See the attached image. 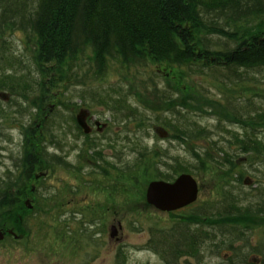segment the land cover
Wrapping results in <instances>:
<instances>
[{"label":"rangeland","instance_id":"1","mask_svg":"<svg viewBox=\"0 0 264 264\" xmlns=\"http://www.w3.org/2000/svg\"><path fill=\"white\" fill-rule=\"evenodd\" d=\"M242 32L244 35L258 33L264 39V21L258 26H247ZM22 39L20 33L8 35L3 48L4 39L0 38V75L5 72L14 77L21 75L25 79L38 75L36 79L41 82V86L38 92L28 97H19L17 94L12 97L7 91H0L2 102L15 98L21 105L28 102L35 106L24 116L11 114L14 123L1 126L0 178L7 173L8 168L18 164L21 156L25 157L32 151L35 152V160L39 158L38 154L42 155L40 161L37 159L39 166L36 174L46 173L47 168L53 166L48 169L47 178L28 181V189L21 196L17 186L21 183L22 170L13 169L12 175L16 174L13 192L21 199V211L18 215V209L12 210L13 215L9 216L8 210H0V231L11 230L18 238L6 234L0 241V264H116L117 261L121 264H165L161 257L146 248L151 229L170 228L173 222L187 218L195 210L190 205L174 213L158 210L147 203L148 184L172 174L173 168L181 163L196 173L194 176L200 186L196 203L216 201L218 184L221 182L238 188L240 183L236 179L240 172L231 176L227 174V169L217 170L213 166L198 169L201 164L195 155L197 153L204 157L210 151L214 158H224L225 153L235 151V128L226 120L230 117L223 109L224 103L231 102L225 99L228 95L206 77L181 76L184 73L154 62H149L145 68L130 70L122 69L120 63L115 62L112 70L101 81L94 78L91 64L86 59L77 63L74 72L67 67L63 73L58 71L57 75L47 73L48 69L42 74L37 70L32 51L23 45ZM10 52L18 59L5 60ZM11 64L15 71L11 72ZM200 83L205 89L202 96L206 98L199 92ZM235 86L225 92L260 104L259 100L254 99V93L264 94V85ZM106 93L130 95L129 102L137 108L134 117L117 114L111 109L112 105L97 103L99 101H94L91 96ZM184 95L188 103L187 99L183 101ZM170 97L175 100H170ZM106 100L111 101L108 98ZM201 103L206 104L210 113L199 110L189 114L193 120L209 128V138L202 141L197 139L195 143L180 141L174 137V131H166L162 127L165 115L170 116L176 124L178 122L176 115L168 110L185 108L191 104L200 107ZM82 109H88L98 120L108 124L106 135L94 136L91 140L81 137L76 129L75 117ZM48 118L52 121L47 128L49 131L40 137L42 121ZM220 119L227 121L230 127L219 126ZM237 129L238 133L243 131L240 126ZM34 130L37 131L33 133ZM260 131V135L264 134V129ZM102 164L115 165L117 170H122L124 165L132 168L135 175H131V184L128 179L117 180L115 175L106 178V182H113L111 184L116 187L115 190L101 185L100 181L104 180L102 174L98 175L92 170ZM235 164L243 166L241 184L245 185L246 179L256 177V181L249 180V186L255 193V206L259 205L264 193L260 188V182L264 181V165L256 158L247 156L235 160ZM32 187L36 189L37 200L34 215L29 218L25 201L26 198L33 199L31 203L34 206V198L30 193ZM108 190H113L116 195L110 193L114 196L110 197ZM74 206L82 211L79 218L75 219ZM15 213L19 219L14 216ZM95 213L102 214L94 226L96 233L93 242L96 245L88 250L80 249L79 244L85 240L77 223L82 219L86 222L94 220V216L89 215ZM229 221L247 227V219ZM251 223L252 229L258 230L264 227V218ZM112 227L118 232L114 238H111ZM257 241L255 238L254 243ZM185 259L183 257L181 261ZM215 260L209 264H216ZM193 261L195 259L191 258L190 263Z\"/></svg>","mask_w":264,"mask_h":264},{"label":"trees","instance_id":"2","mask_svg":"<svg viewBox=\"0 0 264 264\" xmlns=\"http://www.w3.org/2000/svg\"><path fill=\"white\" fill-rule=\"evenodd\" d=\"M263 21L264 0H0L3 48L8 35L22 34V43L32 51L37 70L42 74L48 69L47 73L57 75L67 67L74 72L77 63L86 59L91 64L94 78L101 81L115 62L127 70L145 68L149 62H154L184 73L181 76L206 77L228 95L224 98L231 102L222 105L230 117L226 120L235 128V151L225 153L224 158H214L210 151L204 157L195 155L201 164L198 169L213 166L217 170L227 169L231 176L240 172L236 179L240 185L235 188L221 182L216 201L194 203L190 207L194 206L195 211L187 218L173 222L170 228L151 229L146 248L161 257L165 264H191V258L195 259L192 264H209L213 259L219 260L214 261L216 264H264V227L254 230L251 223L264 218V193L260 204L255 206L252 187L245 182V185L241 184L243 166L235 164V160L247 156L264 165V134L260 135V129H264V94L254 93V99L260 102L257 105L252 99L230 96L225 92L236 88L235 85H264V39L258 33L244 35L242 32L247 26H258ZM248 37L251 39H246ZM8 58L18 59L12 52L3 59ZM12 71H15L13 64ZM36 77L38 75L25 79L4 72L0 75V91L5 90L12 97L14 94L28 97L39 91L41 82ZM199 87L202 96L205 89L201 83ZM91 96L94 101H99L97 103L112 105L111 109L123 116L134 117L137 110L129 102L130 95L106 93ZM172 97L169 99L174 101ZM183 97V101L187 99L186 95ZM30 109L35 106L28 102L21 105L15 98L0 101V135L1 126L14 123L11 114L24 116ZM199 110L210 113L203 103L200 107L194 104L185 108L174 107L168 112L176 115L177 124L165 115L162 127L174 131V137L180 141L195 143L197 139L209 138V128L193 120L189 114ZM49 118L42 121L40 137L49 131L47 128L52 122ZM227 121L218 120L219 126L230 127ZM238 126L243 129L241 133L237 131ZM43 148L46 156L45 145ZM140 155L142 157L143 153ZM35 156L34 151L21 156L18 164L8 168L0 178V210H8L9 216L15 209L19 215L22 203L13 192L16 174L12 175V171L22 170L21 183L17 186L21 196L28 189V181L35 179L33 173L39 166L37 159L40 161L42 155L38 154L36 160ZM131 169L127 165L122 169L130 182L131 175H135ZM173 169V173L162 180L173 182L180 174H196L181 163ZM119 170L116 169V174ZM249 180L256 181V177ZM260 183L264 191V181ZM231 219H247V227L230 222ZM95 222L97 220L86 222L82 219L77 223L85 240L79 244L80 249L88 250L96 245L93 242ZM255 238L258 239L256 243ZM183 257L187 259L181 261ZM116 264L121 263L117 261Z\"/></svg>","mask_w":264,"mask_h":264},{"label":"water","instance_id":"3","mask_svg":"<svg viewBox=\"0 0 264 264\" xmlns=\"http://www.w3.org/2000/svg\"><path fill=\"white\" fill-rule=\"evenodd\" d=\"M86 111H80L77 121L85 132L90 129L86 123ZM147 203L153 205L158 210L164 212H173L195 203L198 199L199 186L192 175L181 174L174 182L152 181L148 186L146 193ZM111 238L117 236L118 232L115 227L111 229ZM6 234L17 236L11 230L0 231V241L5 238Z\"/></svg>","mask_w":264,"mask_h":264},{"label":"flooded vegetation","instance_id":"4","mask_svg":"<svg viewBox=\"0 0 264 264\" xmlns=\"http://www.w3.org/2000/svg\"><path fill=\"white\" fill-rule=\"evenodd\" d=\"M51 109L53 110L54 108H51ZM81 111H84V112L86 111V113H85L86 114V118L85 119H86L87 126L90 129V131L87 133L78 124L77 116L79 115V113H80L79 112L76 115L75 120H76V129L77 130H79V128L81 129V132L79 131L80 132L79 134H81V137H83L85 139L91 140V139H93L94 136L101 137L103 135H106L105 129H106V126L108 124L102 123L100 120H98V118L96 116H94L93 114H91V112L88 109L87 110L86 109H82ZM95 129H96L97 132L95 131ZM105 154H106V152H105ZM113 155H114V153H113ZM63 160H65V158H63ZM48 169H50V167L47 168L46 173L36 174V172H34L33 173V178H35V180H40L42 178H47L48 177L47 174L49 173ZM92 172L98 173V175H100V173H101L102 174L101 175L102 176L101 178L104 179V180L100 181L101 185H104L105 187H108V188L109 187H112V188H114V190L116 189V187L113 186V184H111L113 182H106V178L107 177L108 178L109 177H115V175H116V179L119 180V181H121L123 178L124 179H127V174L126 173H123L122 170H119L118 173L116 174L117 171H116V166L115 165L102 164V165H99V167H96L95 170H92ZM130 183L131 182L129 181V184ZM108 192H109L110 197H114L110 193L116 195V192H114L113 190H108ZM30 193H31L32 197L34 198V206L31 203L33 199L26 198V201H25V204L28 207V210H27L28 211V215H27V217H29V218H31L32 215H34V211H35V207H36L35 203H36V200L37 199L35 198V196H36V189H35V187H32ZM72 209H74V212H73V217L74 218L73 219L79 218V215H80L79 213L82 212L81 211V208H76L74 206ZM88 211H89V209L87 210V212ZM89 216H91V217L94 216L93 218H94V220H96L97 218L100 219L99 217H102V214L95 213L94 215H89ZM103 217H105V214H104Z\"/></svg>","mask_w":264,"mask_h":264},{"label":"bare ground","instance_id":"5","mask_svg":"<svg viewBox=\"0 0 264 264\" xmlns=\"http://www.w3.org/2000/svg\"><path fill=\"white\" fill-rule=\"evenodd\" d=\"M155 181H165V182H168V183H172L171 181H166V180H155ZM245 183L248 185L250 183L249 179H246Z\"/></svg>","mask_w":264,"mask_h":264}]
</instances>
